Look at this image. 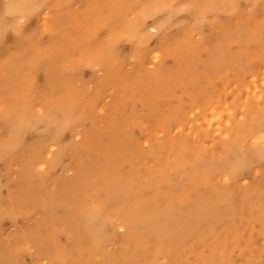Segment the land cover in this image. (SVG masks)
<instances>
[{
	"label": "rangeland",
	"instance_id": "1",
	"mask_svg": "<svg viewBox=\"0 0 264 264\" xmlns=\"http://www.w3.org/2000/svg\"><path fill=\"white\" fill-rule=\"evenodd\" d=\"M39 1L36 18L20 19L27 43L10 38L0 52V111L10 112L0 149L14 154L0 166V264H264V0H68L42 15ZM185 4L194 15L183 20ZM42 55L62 69L54 103L39 79L29 90ZM51 109L57 124L42 132L35 123ZM125 219L142 231L131 237Z\"/></svg>",
	"mask_w": 264,
	"mask_h": 264
},
{
	"label": "bare ground",
	"instance_id": "2",
	"mask_svg": "<svg viewBox=\"0 0 264 264\" xmlns=\"http://www.w3.org/2000/svg\"><path fill=\"white\" fill-rule=\"evenodd\" d=\"M66 1V3H68V0H40L39 2H40V4L38 5V7H40L39 8V11H41V15L43 14V11H44V9H47V8H50L51 6L53 7V8H55V9H57V8H59V5L60 4H62V2H65ZM118 1V0H117ZM116 1V2H117ZM122 1H124V0H122ZM128 1V0H127ZM138 1H140V0H138ZM143 1H146V0H143ZM164 1H166V0H164ZM208 1H210V0H208ZM207 1V2H208ZM214 0H212V2H213ZM231 1V0H230ZM239 1V0H238ZM81 2V1H80ZM85 2V1H84ZM84 2H83V4H84ZM104 2V0H98L97 1V4H101L102 5V3ZM114 2V1H113ZM113 2L111 3L112 4V6L114 5L113 4ZM119 2V1H118ZM135 2V1H134ZM136 2H137V0H136ZM205 2V1H204ZM206 2V3H207ZM222 2V1H221ZM228 2H229V0H228ZM228 2H226V3H228ZM71 3H73V2H71ZM86 3V2H85ZM87 3H88V1H87ZM86 3V4H87ZM106 3V2H105ZM120 3H122L121 2V0H120ZM141 3V2H140ZM146 3V2H145ZM145 3H143V5L145 4ZM151 3V2H150ZM175 3V2H174ZM173 3V4H174ZM205 3V4H206ZM215 3V2H214ZM231 3H236L237 4V2L234 0V2H231ZM1 4V3H0ZM31 4H32V0H2V10H1V12H0V52H1V50H2V48H3V46L4 45H6V43H8V40L11 38V42L13 43V42H16V41H18V42H22V40H24V42H26L27 43V40H26V37H25V35H26V26H20L21 25V23L22 22H20V19H34V18H36V12L34 11L35 9L33 8L32 9V6H31ZM123 4V3H122ZM165 4V3H164ZM210 4V3H209ZM229 4V3H228ZM42 5V6H41ZM63 5V4H62ZM66 5V4H65ZM64 5V6H65ZM132 5V4H131ZM146 5V4H145ZM149 5H151V4H148V6ZM186 5V4H185ZM212 5H214L213 3L211 4V6ZM37 6V5H36ZM67 6V5H66ZM65 6V7H66ZM87 6V5H86ZM85 6V7H86ZM90 6V5H89ZM117 6H118V8L120 9V7H119V5H118V3H117ZM125 6H129V3H128V5L126 4ZM133 6V5H132ZM165 6V5H164ZM171 7H172V4L170 5ZM187 6V5H186ZM216 6V5H215ZM222 6V5H221ZM229 6V8H230V4L228 5ZM254 6V5H253ZM37 7V8H38ZM110 7V6H109ZM146 7V6H145ZM182 7V6H181ZM191 8V6H187V8ZM213 7V6H212ZM211 7V8H212ZM236 7V6H235ZM251 7V6H250ZM113 8V7H112ZM122 9L121 10H123V8H127V7H121ZM129 8V7H128ZM133 8V7H132ZM131 8V9H132ZM150 8H152V6L150 7ZM153 8H155V6H153ZM163 7H162V5H161V9H162ZM169 8V7H168ZM178 8V7H177ZM194 8V7H193ZM222 8V7H221ZM228 8V7H227ZM231 8L233 9L234 7L233 6H231ZM255 8V7H254ZM91 9V8H90ZM130 9V8H129ZM143 9V8H142ZM145 10L147 9V8H144ZM157 9H158V7L155 9L156 11H157ZM160 9V8H159ZM161 9L159 10L160 11V13H162L161 12ZM163 9H165V7L163 8ZM163 9H162V11H163ZM172 9V8H171ZM182 9V8H181ZM185 9V8H184ZM37 10V9H36ZM50 10H52L51 8H50ZM87 10V9H86ZM85 10V11H86ZM94 10H95V8H94ZM104 10H106V9H104ZM110 10H111V8H110ZM120 10V11H121ZM145 10H141V11H145ZM147 10H150V9H147ZM154 10V11H155ZM187 10V9H186ZM191 10V11H190ZM190 10H188V11H184L183 13H180V14H182L183 16L181 17L183 20H186L189 16H193L194 15V12L192 11V8L190 9ZM207 10V9H206ZM236 10V9H235ZM49 11V10H48ZM67 11V10H66ZM70 11V10H69ZM72 11V10H71ZM88 11H89V8H88ZM91 11V10H90ZM93 11V10H92ZM97 11V10H96ZM126 11V10H125ZM158 11V12H159ZM173 11V10H172ZM210 11V10H209ZM208 11V12H209ZM212 11V10H211ZM47 12V11H46ZM82 12H84V11H82ZM94 12V11H93ZM142 12V13H143ZM146 12H148V11H146ZM165 12V11H164ZM174 12V11H173ZM204 12V14H206L205 13V11H203ZM202 12V13H203ZM233 13H235L234 11H232ZM52 13V12H51ZM61 13V12H60ZM109 13V12H108ZM107 13V14H108ZM154 13V12H153ZM157 13V12H156ZM153 14V15H159V14ZM228 13V12H227ZM49 14V13H48ZM58 14V13H57ZM66 14L67 15H69L68 14V11L66 12ZM84 14V13H83ZM92 14H94V13H92ZM104 14V13H103ZM102 14V15H103ZM110 14V13H109ZM115 14V13H114ZM114 14H110V15H114ZM139 14V13H138ZM149 15H147L148 16V18H149V16H150V13H148ZM151 14H152V12H151ZM199 14H200V12H199ZM214 14H217V13H214ZM232 14V13H231ZM72 15V14H71ZM95 15V14H94ZM101 15V14H100ZM201 15V14H200ZM50 16V15H49ZM49 16H44V17H47V19H48V17ZM51 16H52V14H51ZM50 16V17H51ZM53 16H56L55 14H53ZM53 16H52V18H51V22H53ZM62 16V15H61ZM63 16H65V15H63ZM73 16V15H72ZM108 16V15H107ZM111 16V17H112ZM71 17V16H70ZM92 17V16H91ZM97 17V16H96ZM103 17V16H102ZM105 18H106V16H104ZM121 17L122 16H120V14H118V15H116L115 16V22H118V23H123V20L121 21ZM143 19H145V20H148V19H146V16L144 15V14H142V16H141ZM151 17V16H150ZM61 18V17H60ZM79 18V17H78ZM109 18V17H108ZM108 18H106V20H108ZM113 18V17H112ZM152 18V17H151ZM50 19V18H49ZM48 19V20H49ZM57 19H59V18H57ZM63 19H64V17H63ZM70 19V18H69ZM74 19V18H73ZM204 19V18H203ZM202 19V20H203ZM44 21H45V19H43ZM62 20V19H61ZM65 20V19H64ZM78 20V19H77ZM92 20V19H91ZM94 20H96V19H94ZM93 20V21H94ZM106 20H104V24H106L107 22H106ZM110 21H112L111 19H109ZM74 21V20H73ZM80 21V20H79ZM121 21V22H120ZM24 22V21H23ZM25 22H26V20H25ZM39 22V21H38ZM49 22V21H48ZM63 22V21H62ZM75 22H78V21H75ZM94 22H96V21H94ZM106 22V23H105ZM202 22V21H201ZM45 22H43V23H41V24H44ZM79 23V22H78ZM77 23V24H78ZM89 23V22H88ZM92 23V22H91ZM90 23V24H91ZM97 23H99V22H97ZM110 23V22H109ZM146 21H144L143 20V22H137L136 24H134L131 28L134 30V31H137V30H139V29H141V28H143V26L144 25H146ZM160 23H162V24H164L163 22H160ZM159 23V24H160ZM20 24V25H19ZM38 24H40V23H38ZM48 24H51V23H48ZM64 24H66V23H64ZM76 24V25H77ZM84 24V23H83ZM83 24H81L80 23V25H83ZM96 24V23H95ZM101 24V23H100ZM100 24H99V27L98 28H101L102 26H100ZM102 24H103V22H102ZM47 25V24H46ZM45 25V26H46ZM52 25V24H51ZM73 24H71V26H72ZM86 25V24H85ZM158 25V24H157ZM161 25V24H160ZM159 25V30H158V27H157V30L158 31H160V30H162V29H167V27L166 26H164L163 25V27L162 26H160ZM41 26V25H40ZM42 26H44V25H42ZM66 26V25H65ZM70 26V27H71ZM79 26V25H78ZM114 26V25H113ZM52 27H53V25H52ZM82 27V26H81ZM81 27H79V28H81ZM84 27V26H83ZM107 27V26H106ZM155 27V26H154ZM154 27L152 26V28L154 29ZM33 28H34V26H33ZM41 28V27H40ZM66 28V27H65ZM77 28V27H76ZM87 28V27H86ZM156 28V27H155ZM44 29H45V31H44V33L43 34H46V33H48V31H50V30H48V26H47V28H45L44 27ZM44 29H42V30H44ZM49 29H50V27H49ZM55 28H53L51 31H53ZM69 29V28H68ZM94 29H95V27H94ZM93 29V31H95ZM96 29H97V27H96ZM104 29V28H103ZM41 30V29H40ZM46 30H48L47 32H46ZM64 30V29H63ZM82 30V29H81ZM92 30V29H91ZM102 30V29H101ZM101 30H100V32H101ZM65 31V30H64ZM66 31H68V30H66ZM84 31V30H83ZM97 31V30H96ZM170 31V30H169ZM168 31V32H169ZM39 32V31H38ZM46 32V33H45ZM60 32V31H59ZM61 32H62V30H61ZM92 32V31H91ZM91 32L90 33H88V31L86 32V33H84V34H86L85 35V37H83V39L84 40H87V38H86V36H87V34H91ZM99 32V31H98ZM138 32V31H137ZM167 31L166 32H163L162 31V34L164 35H166L167 33H168ZM77 33V32H76ZM111 33V32H110ZM139 33V32H138ZM38 34V33H37ZM68 34V33H67ZM92 34H94V33H92ZM34 35H36L35 34V32H34ZM46 35H48V34H46ZM53 35H56V34H52V36ZM63 35V33H61V36ZM72 35V34H71ZM74 35V34H73ZM98 35V34H97ZM31 36V35H30ZM29 35L27 36V37H30ZM43 36V35H42ZM66 36V35H65ZM75 36V35H74ZM81 36V35H80ZM139 36H140V34H139ZM57 37H59L60 39H61V37L59 36V35H57ZM70 37V36H69ZM77 37H78V33H77ZM110 37H112V36H110ZM164 37V36H163ZM43 38V37H42ZM41 38V39H42ZM89 38V37H88ZM95 38V37H94ZM147 38V37H146ZM60 39H56V40H58V41H56V42H58L59 43V40ZM83 39H82V41H83ZM110 39V38H109ZM128 39V38H127ZM138 39V38H137ZM254 39V38H253ZM32 40V39H31ZM30 40V42H32ZM34 40H35V38H34ZM33 40V42H36V41H34ZM38 40H40V38L38 39ZM68 40V39H67ZM70 40H71V38H70ZM148 40H150V39H148ZM55 41V40H54ZM72 41H73V39H72ZM89 41V39L87 40V43H89L88 42ZM92 41V40H91ZM94 41V40H93ZM110 41V40H109ZM133 41V40H132ZM258 41H260L259 39H258ZM262 41V40H261ZM260 41V42H261ZM17 42V43H18ZM77 42V44H78V42H80V41H76ZM86 42V41H85ZM136 42V41H135ZM254 42V41H253ZM264 42V41H263ZM16 43V44H17ZM23 43V42H22ZM55 43V42H54ZM67 43V42H66ZM69 43V42H68ZM82 43V42H81ZM87 43H85L86 45H87ZM93 43V42H92ZM134 43V42H133ZM133 43H128V44H133ZM256 43V42H255ZM15 44V45H16ZM30 44V43H29ZM56 44V43H55ZM61 44H64L63 42L61 43ZM76 44V45H77ZM84 44V43H83ZM90 44V43H89ZM99 44V43H98ZM114 44H116V43H114ZM248 44H250L249 42H248ZM257 44V43H256ZM14 45V46H15ZM23 45H25V43L23 44ZM31 45V44H30ZM38 45H39V43H38ZM37 45V46H38ZM45 45V44H44ZM50 45V44H49ZM57 45V44H56ZM59 45V44H58ZM79 45V44H78ZM86 45H85V47H86ZM46 46V45H45ZM67 46H68V44H67ZM91 46V45H90ZM249 46V45H248ZM6 47V46H5ZM7 47H9V46H7ZM24 46H22L21 48H23ZM42 47V46H41ZM40 47V48H41ZM51 46H49V49H51L50 48ZM60 47V46H59ZM61 47H62V45H61ZM60 47V48H61ZM74 47H76V46H74ZM80 47V46H79ZM82 47V46H81ZM123 47H125V46H123ZM123 47H122V49H123ZM15 48H16V46H15ZM30 48H32V47H30ZM29 48V49H30ZM38 48H39V46H38ZM43 48V47H42ZM41 48V49H42ZM56 48V47H55ZM59 48V49H60ZM62 48H64L65 49V47H64V45H63V47ZM61 48V49H62ZM68 48H70V49H72V47H68ZM68 48H67V52H69V50H68ZM111 48V47H110ZM10 49V48H9ZM34 49H36V48H34L33 47V50ZM53 49V48H52ZM63 49V50H64ZM4 50H6V49H4ZM30 50H32V49H30ZM57 50V49H56ZM55 50V51H56ZM145 50V49H144ZM151 50V49H150ZM153 50V49H152ZM12 51V50H11ZM54 51V50H53ZM52 51V52H53ZM59 51H62V50H59ZM58 51V52H59ZM66 51V50H65ZM64 51V52H65ZM71 51V53L70 54H72L73 52H72V50H70ZM86 51V50H85ZM88 51H90V49L88 50ZM87 51V52H88ZM93 51V50H92ZM145 51H147V49L145 50ZM263 51V50H262ZM58 52H55V54L56 53H58ZM63 52V51H62ZM84 52V51H83ZM91 52V51H90ZM161 52V51H160ZM264 52V51H263ZM262 52V53H263ZM6 53V52H5ZM20 53H22V52H20ZM30 53V52H29ZM48 54H49V56H51V54H50V52H47ZM81 53V52H80ZM102 53V52H101ZM118 53V52H117ZM147 53V52H146ZM186 53V52H185ZM31 54H33V56H34V54H36V51H35V53H33V52H31ZM60 55H61V52L59 53ZM57 55L56 54V56H54V59L56 58V59H58L59 57H60V55ZM118 54H120V53H118ZM155 54H156V52H155ZM154 54V55H155ZM47 55V54H46ZM46 55H42V56H36V57H34V58H32L31 60H30V67H29V69H31V72H30V74L28 75V81H29V84H30V92H34L35 91V88H37V86H36V83H37V81H38V79L40 80V82L42 83V84H44L46 87H45V89H47L46 90V92H48V96L46 97L47 99H49V100H51L53 103H54V101H55V98H56V95H57V92L53 89V85H55V83H56V80L60 77L59 75H58V71H62V69L61 68H59L58 67V63H57V61H55L54 59H47V57H46ZM84 55V54H83ZM93 55V54H92ZM106 55H107V58L111 55V50H109V49H107V51L106 52H104V53H102V56L104 57V59H106ZM26 56H28V55H26ZM48 56V57H49ZM71 56V55H70ZM156 56H157V54L153 57V59L155 60V58H156ZM160 56V55H159ZM61 57H63V56H61ZM67 57V56H66ZM87 57V56H86ZM97 57V56H96ZM118 57H119V55H118ZM27 58V57H26ZM121 58H123V57H121ZM89 59V58H88ZM109 59V58H108ZM120 59V58H119ZM61 60V59H60ZM59 60V61H60ZM153 60V61H154ZM156 60H157V58H156ZM23 61H26V60H23ZM90 61V60H89ZM211 61V60H210ZM104 62V61H103ZM20 63H23V62H20ZM20 63H19V65H20ZM88 63V62H87ZM251 63V62H250ZM249 62H248V64H250ZM247 64V65H248ZM29 65H27V66H29ZM251 65V64H250ZM23 66V65H22ZM27 66H25V68L27 67ZM17 67V66H16ZM15 67V68H16ZM21 67V66H20ZM20 67H17L18 68V70H19V68ZM16 68V69H17ZM24 68V67H23ZM23 68H20V70H23ZM28 69V68H27ZM12 70V69H11ZM20 70H19V72H20ZM17 71V70H16ZM24 71V70H23ZM26 71V70H25ZM29 71V70H28ZM85 71V70H84ZM252 71H253V69H252ZM251 71V72H252ZM13 72V71H12ZM58 72V73H57ZM250 72V73H251ZM9 73H11L10 71H9ZM16 73H18V72H16ZM20 73H22V72H20ZM252 73H254V72H252ZM28 74V73H27ZM27 74H26V76H27ZM60 74V73H59ZM22 76V75H21ZM24 76V75H23ZM26 76H25V79H23V81H25L26 80ZM40 76H42L43 77V81L40 79ZM12 77V76H11ZM10 78V77H9ZM4 79V78H3ZM2 78H1V80H3ZM0 80V81H1ZM20 81V80H19ZM21 81H22V78H21ZM18 82V81H17ZM38 84V83H37ZM15 85V84H14ZM15 86H17V85H15ZM58 87H60V85L58 86ZM4 88V87H3ZM2 88V89H3ZM6 88V87H5ZM15 88H17V87H15ZM32 88H34V90L32 89ZM44 89V90H45ZM11 90V89H10ZM16 91V90H15ZM14 91V92H15ZM44 94H45V92H44ZM4 95V94H3ZM0 96H1V94H0ZM190 96V95H189ZM2 97H4V96H1V98ZM10 99V98H9ZM44 99V98H43ZM2 100H4V99H2ZM13 101V100H12ZM18 101V100H17ZM9 102V101H8ZM14 102H15V100H14ZM43 102H44V100H43ZM50 102V101H49ZM52 103V104H53ZM0 104H2V102H0ZM6 104H8V103H6ZM10 105H12L13 104V102H12V104L11 103H9ZM8 104V105H9ZM18 106H19V104L18 103H16ZM46 104V103H45ZM50 104V103H49ZM14 105V104H13ZM12 105V106H13ZM24 105V104H23ZM46 105H48V104H46ZM78 105L76 104V102H72V107L71 106H69V108H72V111H73V113H75V110H76V108H74V107H77ZM23 108V106L21 105L20 106V108ZM250 107V106H249ZM49 108V107H48ZM176 108V107H175ZM178 108V107H177ZM244 108V107H243ZM242 108V109H243ZM11 109H13L12 107H11ZM179 109V108H178ZM16 110H17V107H16ZM19 110H21V109H19ZM177 111H180V109L179 110H177ZM230 112H232L231 110L229 111V113ZM252 113V112H251ZM20 114V113H19ZM233 114V113H232ZM244 114V113H243ZM9 115H10V112H9V109H6L5 111H0V132H1V130L2 129H4L5 128V130H7V128H9V126H8V117H9ZM28 115H29V113H26V111H21V116L23 117L22 119H21V121L20 122H18V131L19 132H23L24 134H23V136H22V139H25V135L27 134V132H29L28 130H29V128L31 127L30 125H32V124H30V123H28L27 121H29V118H28ZM251 115V114H250ZM54 116H56V114L53 112V109H51L50 110V113H49V111L48 110H46V112H44V115L38 120V121H36V126H37V128L39 129V128H42V132H47L46 130H47V128H50V127H48L49 125H55V124H57V122L53 119L54 118ZM247 116V115H246ZM217 117V116H216ZM76 118V117H75ZM258 119V118H257ZM263 123V122H262ZM34 124V125H35ZM69 124H70V122H67V123H65L61 128H63V129H65V128H67L68 126H69ZM257 126V125H256ZM45 127V128H44ZM13 128H14V126H13ZM13 128L11 127V130L14 132V130H13ZM60 128V131L62 130ZM33 130V129H32ZM35 130V129H34ZM53 130L55 131V129L53 128ZM67 130V129H66ZM264 130V129H263ZM52 131V130H51ZM258 131V130H257ZM4 132V131H3ZM57 132H59V131H57ZM56 131H55V133H57ZM14 133H16V132H14ZM50 133H52V132H50ZM64 133V132H63ZM257 133V132H256ZM57 134H60V132L59 133H57ZM62 134V133H61ZM244 134V133H243ZM4 135V134H3ZM46 135H48V133H46ZM63 135V134H62ZM56 136V134L54 135V137ZM58 136H60V135H58ZM64 136V135H63ZM261 136H263V137H261ZM53 137V136H52ZM259 137L260 138H262V140L264 141V134L263 135H259ZM58 138V137H57ZM22 139H21V142H22ZM52 139V138H51ZM54 139H56V138H54ZM239 139V138H238ZM258 139V138H257ZM19 140V139H18ZM17 140V141H18ZM261 140V139H260ZM261 140V141H262ZM2 141H4V140H2ZM38 141V140H37ZM255 141V140H254ZM258 141H259V139H258ZM19 142V141H18ZM260 143V142H259ZM22 145V144H21ZM17 148V147H16ZM16 148H14V149H16ZM65 149V148H64ZM10 151L7 149V148H5V149H0V166H5L6 164V162L8 161V159L10 158V157H12L14 154H12L11 156H10V153H9ZM17 155H18V153H17ZM35 155V154H34ZM17 158V157H16ZM15 158V159H16ZM33 159V158H32ZM9 161H10V159H9ZM16 161V160H15ZM19 161H20V159H19ZM35 161V160H34ZM17 162H18V160H17ZM14 163V162H13ZM34 163V162H33ZM59 162H57V164H58ZM15 164V163H14ZM58 165H56L54 168L55 169H57L56 167H57ZM53 167V166H52ZM9 167H7L6 169H8ZM54 168H53V170H54ZM1 169V168H0ZM5 169V168H4ZM10 169V168H9ZM52 169V168H51ZM52 170V171H53ZM5 171H7V170H5ZM56 171V170H55ZM9 172V171H8ZM0 173H1V171H0ZM5 174V173H4ZM9 174V173H8ZM136 174V173H135ZM134 174V175H135ZM10 175V174H9ZM2 176V175H1ZM0 176V177H1ZM4 176V175H3ZM136 176V175H135ZM3 178V177H2ZM137 178V177H136ZM10 179V178H9ZM135 181H137V179L135 180L134 179V182ZM9 182V181H8ZM6 185V184H5ZM4 185V186H5ZM2 188V187H1ZM138 188H139V183H138ZM3 190V189H2ZM128 190V189H127ZM133 190L135 191V194H137V192L139 193V191H137L136 192V190L134 189V187H133ZM10 192H11V190H10ZM122 193L124 192V191H121ZM143 192V191H142ZM133 193V192H132ZM120 194V193H119ZM119 194H118V196H119ZM125 195V194H124ZM0 196H1V194H0ZM6 197V196H5ZM123 197V196H122ZM122 197H120V198H122ZM128 197V196H127ZM151 197V196H150ZM2 198V197H1ZM119 198V197H118ZM124 198H126V197H124ZM129 198V197H128ZM128 198H127V200H128ZM148 198V197H147ZM6 199V198H5ZM7 199H8V197H7ZM142 199H144V198H142ZM8 200H10V198L8 199ZM135 201V200H134ZM138 201H136V203H137ZM145 202V201H144ZM147 202V201H146ZM128 202H126V204H127ZM142 203V202H141ZM148 203H149V200H148ZM123 204V203H122ZM146 204V203H145ZM154 204V203H153ZM131 205V204H130ZM144 205V204H143ZM95 206V205H94ZM126 206V205H125ZM147 206V205H146ZM156 206V205H155ZM142 207V209H143V206H141ZM153 207V206H152ZM140 208V207H139ZM223 208V207H222ZM221 208V209H222ZM141 209V208H140ZM152 209V208H151ZM11 210V209H10ZM97 210V209H96ZM154 210V209H153ZM229 210H231V208L229 207ZM151 211V210H150ZM221 211V210H220ZM258 211V210H257ZM49 212H50V210H49ZM85 212V211H84ZM138 212H140L139 210H138ZM157 212V211H156ZM161 212V211H160ZM159 212V213H160ZM9 213H10V211H9ZM97 213L100 215V213H99V211H97ZM143 213H146V212H143ZM15 215H16V213H14ZM58 214V213H57ZM92 214V213H91ZM175 214H177V213H175ZM254 214V213H253ZM15 215H13V216H15ZM60 215V214H59ZM63 215H68L67 213L66 214H64L63 213ZM129 215V214H128ZM139 215V214H138ZM160 215V214H159ZM12 216V217H13ZM84 216V215H83ZM140 216V215H139ZM16 217V216H15ZM15 217H13V218H15ZM93 217H95L96 218V220L97 219H100V225H102L103 224V226L106 228V226L107 227H111L112 229H115L116 228V224L114 223V222H112V221H105L102 217H100V216H98L97 214L96 215H94ZM4 218V217H3ZM3 218H2V220H3ZM9 218V217H8ZM7 218V219H8ZM17 218V217H16ZM154 218H155V216H154ZM244 218V217H243ZM19 220V219H18ZM126 220V221H125ZM125 220H123V221H125V223H126V225L128 226V231H129V233H130V235H131V237H133V235L135 234H138V232H139V230L140 229H138V226L136 225V224H138V222H137V220L135 219V220H128V219H125ZM164 220H165V218H164ZM10 221H12V220H10ZM145 221V220H144ZM151 221V220H150ZM153 221H156V219H153ZM196 221V220H195ZM89 223H90V221H88ZM148 222V221H147ZM158 222V221H157ZM156 222V223H157ZM197 222V221H196ZM195 222V223H196ZM142 223V222H141ZM156 223H155V225H156ZM193 223V222H192ZM194 223V224H195ZM244 223V222H243ZM3 224V223H2ZM17 224V223H16ZM160 224V223H159ZM162 224H164V222L162 223ZM173 224V223H172ZM211 224H212V222H211ZM210 224V225H211ZM93 225H95V223L93 224ZM150 225H152V224H150ZM149 225V226H150ZM175 225V224H174ZM185 226V225H184ZM232 226V225H231ZM154 227V226H153ZM157 227H158V225H157ZM157 227H155V228H157ZM188 227V226H187ZM2 228V227H1ZM145 228V227H144ZM159 228V227H158ZM166 228H167V226H166ZM101 229H104V228H101ZM172 229V228H171ZM231 229H233V228H231ZM105 230V229H104ZM143 230H145V229H143ZM151 230V229H150ZM140 231H142V230H140ZM147 232V231H146ZM170 232V231H169ZM209 232V231H208ZM106 233V232H105ZM104 233V234H105ZM144 233V232H143ZM154 236V235H153ZM135 237H137V236H135ZM134 237V238H135ZM146 237V236H145ZM152 237V236H151ZM105 238H106V234H105ZM157 238H158V236H157ZM164 238V237H163ZM218 238V237H217ZM169 239V238H168ZM210 238H208V240H209ZM157 240V239H156ZM162 240V239H161ZM166 240V239H165ZM172 240H176V239H172ZM171 241V240H170ZM207 241V240H206ZM162 242H164V241H162ZM159 243H160V241H159ZM173 243V242H172ZM138 245V244H137ZM157 245V244H156ZM159 245V244H158ZM142 247V246H141ZM140 247V248H141ZM158 247V246H157Z\"/></svg>",
	"mask_w": 264,
	"mask_h": 264
}]
</instances>
